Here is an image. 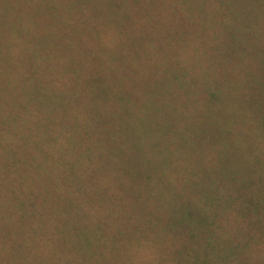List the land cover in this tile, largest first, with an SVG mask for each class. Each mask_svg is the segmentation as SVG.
<instances>
[{
    "label": "trees",
    "instance_id": "16d2710c",
    "mask_svg": "<svg viewBox=\"0 0 264 264\" xmlns=\"http://www.w3.org/2000/svg\"><path fill=\"white\" fill-rule=\"evenodd\" d=\"M216 2L0 0V148H185L188 43ZM94 164L0 167L30 176L0 180V264H264L263 198Z\"/></svg>",
    "mask_w": 264,
    "mask_h": 264
},
{
    "label": "rangeland",
    "instance_id": "374dc122",
    "mask_svg": "<svg viewBox=\"0 0 264 264\" xmlns=\"http://www.w3.org/2000/svg\"><path fill=\"white\" fill-rule=\"evenodd\" d=\"M203 25L205 38L188 43L185 148H0V167L21 172L53 161L70 172L91 162L94 179L210 181L223 186L212 188L213 196H230L235 188L245 198L264 199V0H217Z\"/></svg>",
    "mask_w": 264,
    "mask_h": 264
}]
</instances>
